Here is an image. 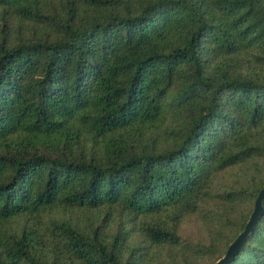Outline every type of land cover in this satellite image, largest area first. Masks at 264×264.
Listing matches in <instances>:
<instances>
[{"label": "trees", "instance_id": "1", "mask_svg": "<svg viewBox=\"0 0 264 264\" xmlns=\"http://www.w3.org/2000/svg\"><path fill=\"white\" fill-rule=\"evenodd\" d=\"M263 188L264 0H0V264H215Z\"/></svg>", "mask_w": 264, "mask_h": 264}, {"label": "water", "instance_id": "2", "mask_svg": "<svg viewBox=\"0 0 264 264\" xmlns=\"http://www.w3.org/2000/svg\"><path fill=\"white\" fill-rule=\"evenodd\" d=\"M264 216V188L260 192L256 203L254 211L248 221L245 230L239 235V237L230 245L225 256L220 259L215 264H230L232 263L236 256L239 254L240 250L244 247L249 236L254 232L261 219Z\"/></svg>", "mask_w": 264, "mask_h": 264}, {"label": "rangeland", "instance_id": "3", "mask_svg": "<svg viewBox=\"0 0 264 264\" xmlns=\"http://www.w3.org/2000/svg\"><path fill=\"white\" fill-rule=\"evenodd\" d=\"M229 177L230 176H227L223 180L231 181ZM92 214L93 213L89 211L85 217L87 218ZM214 228L212 224L207 225L203 220L198 218V216H194L183 223L179 228V234L188 241L207 243Z\"/></svg>", "mask_w": 264, "mask_h": 264}]
</instances>
